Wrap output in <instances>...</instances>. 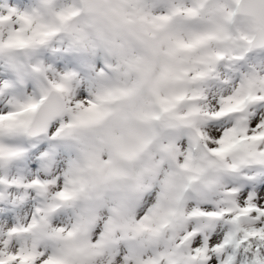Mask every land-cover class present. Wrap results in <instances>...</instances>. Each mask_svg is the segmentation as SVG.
Wrapping results in <instances>:
<instances>
[{"label": "snow or ice", "instance_id": "1", "mask_svg": "<svg viewBox=\"0 0 264 264\" xmlns=\"http://www.w3.org/2000/svg\"><path fill=\"white\" fill-rule=\"evenodd\" d=\"M0 61V264H73L74 233L103 264H264V0H0ZM85 130L99 145L65 168ZM154 145L144 171L177 170L162 187L188 174L174 196L63 226L87 170Z\"/></svg>", "mask_w": 264, "mask_h": 264}, {"label": "clouds", "instance_id": "2", "mask_svg": "<svg viewBox=\"0 0 264 264\" xmlns=\"http://www.w3.org/2000/svg\"><path fill=\"white\" fill-rule=\"evenodd\" d=\"M2 63L0 61V65ZM218 73L220 78L233 74L223 65L218 68ZM215 76L216 73H212V78H209L203 85L209 96H215L219 91L218 81ZM197 91L198 85L196 82L188 85L189 96ZM200 103L202 102L198 99L188 100L178 107L186 113L189 106H195ZM168 134H178V130H173L172 133ZM102 135V132H89L85 130L81 133V142L67 141L66 148L64 149L65 155L63 157L65 168L68 167L69 161L84 166V151L92 145L98 146L99 137ZM154 152H156L155 145L150 151L144 153L135 165H129L127 162L121 160L117 161L115 169L104 173L87 170L85 175L88 183L85 194L76 202L74 210L69 209L65 212L62 221L63 226L71 230V226L76 224L80 217L86 215L89 209L93 210L101 218L99 223H102L110 216L116 215L112 209L117 210L125 216L135 215L136 217H140L142 213L147 212L149 207L156 204L158 199L161 203H166L164 194L166 193L169 197L174 196L179 186L188 183V174L177 173L172 176L173 185L162 187L159 181L166 179L165 173H176L177 170L165 164L160 169L159 181L154 180L147 171H144L150 165ZM141 171H144L143 183L152 185L150 190H144L136 184L134 177ZM90 235H95L94 231ZM63 243L50 241L49 248L63 246ZM67 243L71 244L74 249V255L72 256L73 264H88L90 260H95L96 264H103V258L94 256L93 253L95 250L89 248L87 243L82 242L77 233H74L73 237L69 238Z\"/></svg>", "mask_w": 264, "mask_h": 264}, {"label": "rangeland", "instance_id": "3", "mask_svg": "<svg viewBox=\"0 0 264 264\" xmlns=\"http://www.w3.org/2000/svg\"><path fill=\"white\" fill-rule=\"evenodd\" d=\"M29 170H30V162L26 160L16 166V168L13 170V174L23 176V175H27ZM2 211H4V209L0 208V212Z\"/></svg>", "mask_w": 264, "mask_h": 264}]
</instances>
